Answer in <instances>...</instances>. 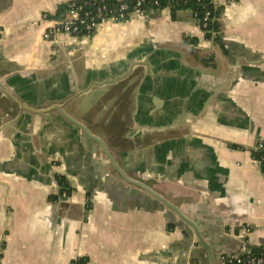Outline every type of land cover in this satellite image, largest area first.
<instances>
[{"label":"crops","instance_id":"obj_1","mask_svg":"<svg viewBox=\"0 0 264 264\" xmlns=\"http://www.w3.org/2000/svg\"><path fill=\"white\" fill-rule=\"evenodd\" d=\"M217 1L218 42L161 12L45 39L67 0H0V264H209L62 111L215 264L264 242V0Z\"/></svg>","mask_w":264,"mask_h":264},{"label":"built area","instance_id":"obj_2","mask_svg":"<svg viewBox=\"0 0 264 264\" xmlns=\"http://www.w3.org/2000/svg\"><path fill=\"white\" fill-rule=\"evenodd\" d=\"M217 4V0H67L65 16L59 20H49L50 24L43 37L50 39L59 34L91 35L108 23L146 21L155 12L171 16L174 12L185 10L191 13L192 21L200 32L206 34L210 31V25L217 20L213 15V11L218 8ZM43 18L47 19L46 16ZM190 38L185 36V39ZM262 148L264 138L258 139L255 144V149ZM67 195L66 190L61 192L62 197ZM251 227L248 223L237 227L234 236L240 240V248L238 252L223 255L222 264H264V242L252 246L247 239ZM254 247H259V250L253 252Z\"/></svg>","mask_w":264,"mask_h":264},{"label":"water","instance_id":"obj_3","mask_svg":"<svg viewBox=\"0 0 264 264\" xmlns=\"http://www.w3.org/2000/svg\"><path fill=\"white\" fill-rule=\"evenodd\" d=\"M180 13L181 14L187 13V14H189L191 16V13L189 11L188 12L180 11V12H177V15L180 14ZM62 115L65 118H67L72 124H74L75 126H78L83 132H85L88 136H90L95 142H97L100 145V147L104 151L105 155L108 157V160L110 161V163L112 164V166L114 167V169L126 181H128V182H130V183H132V184H134L136 186H139L140 188L146 190L153 197H155L158 201H160L162 204H164L169 209H171L178 216V218H180L183 222H185V224L187 226H189V228L192 230L193 235H194L196 241L206 250L207 258H208V263L209 264H215L214 257H213V252L211 250V246L203 238V236L201 235L200 229H199V227L197 226V224L195 222H193L191 219H189L188 217H186L176 206H174L173 204H171L170 202H168L165 198H163L158 193H156L154 190H152L150 187H148L147 185H145L142 181H138V180H135V179L127 176V174L116 164V162L114 161V159L112 158V156L110 155V153L108 152V150L105 148L103 142L99 138H97L96 136L92 135L85 126H83L82 124H80L76 120L72 119L70 116H67L63 111H62Z\"/></svg>","mask_w":264,"mask_h":264},{"label":"trees","instance_id":"obj_4","mask_svg":"<svg viewBox=\"0 0 264 264\" xmlns=\"http://www.w3.org/2000/svg\"><path fill=\"white\" fill-rule=\"evenodd\" d=\"M192 8H194V7H192ZM65 14H66V9H65ZM219 14V10H218V8L216 9V10H214L213 11V15H215L216 16V19H217V15ZM177 15V13H172L171 14V17L172 18H174L175 16ZM65 16V15H64ZM218 29H219V25H218V22H217V20H215L211 25H210V31L209 32H207L205 35H206V37H210L212 34H211V32L215 35V34H217V32H218ZM214 40L216 41V42H218L219 41V36L217 35H215L214 36ZM185 41H189L190 43H194L195 41H194V39L191 37L190 38V40H188V39H185ZM252 157H253V159L258 163V165H259V167H260V170L264 173V148H262V149H255L254 151H253V155H252ZM57 181H58V183H59V185H60V193L63 191V190H66L67 191V193L70 191V188L67 186V183H66V181H65V178L64 177H62V176H60V175H58L57 176ZM259 247H254L253 248V252H257L259 249H258ZM71 264H88V258L86 257V256H79V257H77V258H75V259H73L72 261H71Z\"/></svg>","mask_w":264,"mask_h":264}]
</instances>
